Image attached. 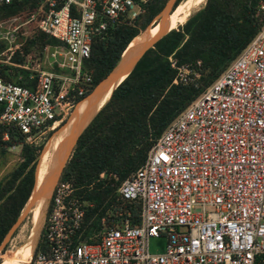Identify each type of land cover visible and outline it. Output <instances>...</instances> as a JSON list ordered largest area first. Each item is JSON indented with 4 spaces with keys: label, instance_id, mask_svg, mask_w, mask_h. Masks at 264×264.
Returning <instances> with one entry per match:
<instances>
[{
    "label": "built area",
    "instance_id": "2783aa9c",
    "mask_svg": "<svg viewBox=\"0 0 264 264\" xmlns=\"http://www.w3.org/2000/svg\"><path fill=\"white\" fill-rule=\"evenodd\" d=\"M140 9L135 0H40L24 20H0V42L8 41L0 61L28 70L27 84L0 76V124H13L36 145L90 85L82 62L92 35ZM37 13V28L56 39L37 56L45 64L33 63L31 53L10 61L19 27ZM168 59L172 82L197 85V69ZM77 188L69 179L53 186L27 264H264V19L116 186L121 199L137 201L136 224L119 210L108 222L101 215L83 237ZM151 236L164 237L162 250H148Z\"/></svg>",
    "mask_w": 264,
    "mask_h": 264
},
{
    "label": "trees",
    "instance_id": "16d2710c",
    "mask_svg": "<svg viewBox=\"0 0 264 264\" xmlns=\"http://www.w3.org/2000/svg\"><path fill=\"white\" fill-rule=\"evenodd\" d=\"M135 1L141 9L133 17L108 20L92 35L89 56L82 62L83 69L91 75V83L85 93L114 65L127 43L151 22L165 0ZM178 2L174 0L173 5ZM39 3L40 0L0 3V20L11 15L24 20ZM185 4L186 0H183L177 13L184 9ZM175 15L170 14V17ZM38 17L39 13L19 27V37L14 43L10 61L19 62L22 53H28L29 48L39 49L40 54L45 44L56 42L54 37L37 28ZM263 19L264 0H205L199 9L147 48L111 90L109 97L78 135L58 177V180L69 179L79 187L76 194L83 202V237L99 227L101 215H105L108 222L116 217L119 210L128 211L130 223H137V201L121 199L115 191L116 186L144 160L150 145L164 127L255 34ZM168 56L178 64L188 63L197 69V85L172 82L175 68L170 65ZM18 72L22 75L20 78H16ZM0 76L27 84L26 69L3 61H0ZM59 127L55 126L54 131ZM3 132L7 134L6 138L2 137ZM10 145L20 146L19 160L0 178V241L34 184V168L41 148V144L33 146L25 142L13 124H0V151ZM100 171H104L102 177L98 176ZM42 233L43 229L39 242Z\"/></svg>",
    "mask_w": 264,
    "mask_h": 264
},
{
    "label": "water",
    "instance_id": "95a60500",
    "mask_svg": "<svg viewBox=\"0 0 264 264\" xmlns=\"http://www.w3.org/2000/svg\"><path fill=\"white\" fill-rule=\"evenodd\" d=\"M173 2L174 0H165L161 9L154 16L151 22L148 23L142 30H140L137 33V34L141 33L142 31L146 29L148 25L155 22L154 24L157 23L158 26H157L156 32H154L151 38L147 40L140 39V40L135 41L132 44H130V41H131L130 40L127 43V45L124 47V49L121 51L114 65L106 72V74L103 77H101L93 85V87L83 97H81L78 100L80 101L82 98H85L86 106H84L82 112H80V114L75 119L73 118L70 121L69 128L67 129V133L66 135H64L61 143H59L58 154H57L58 156L56 157L55 164L52 170L50 171L48 175L42 178L41 182L37 186H34V184L32 185V188L30 189L28 197L25 200L18 215L16 216L15 220L11 223V225L9 226V228L3 235L0 241V248L4 245L5 241L9 238L11 232L16 228L19 222L26 215V212L28 211V209L32 208L40 198H42L45 201V199H47V197L50 196L53 185L57 181L66 160L70 156L78 135L81 133L84 127L88 124V122L91 120L94 114L98 111L101 105L105 102V100L109 97L111 90L124 78V76H126V74L131 70V68L135 64V62L138 60V58L143 54V52L147 48L152 46L153 43L160 36L165 34L170 29V27H167V17L172 8ZM110 87L111 89H110V92L107 98L102 102V104H100L95 110L92 111L93 107L96 106L97 100L100 98L101 94H103ZM36 165L34 168V177H35V172H36ZM37 227L39 226H36L35 231L39 234L38 232L39 228L37 230ZM37 241L38 240H36L35 243H37Z\"/></svg>",
    "mask_w": 264,
    "mask_h": 264
},
{
    "label": "bare ground",
    "instance_id": "6f19581e",
    "mask_svg": "<svg viewBox=\"0 0 264 264\" xmlns=\"http://www.w3.org/2000/svg\"><path fill=\"white\" fill-rule=\"evenodd\" d=\"M203 0H188L186 3V6L184 9L178 13L176 16L169 18L171 12L176 7L174 6L172 10L169 12V15L167 17V27L173 28L177 26L179 23H182L187 16V14L190 12V10L200 4ZM155 23V22H154ZM150 24L146 27V29L139 35H137L130 44L134 43L137 40L140 39H149L151 36L156 32L158 24ZM110 89H107L103 94H101L100 98L97 100L96 106L93 107L92 111L95 110L102 102L107 98ZM84 106H86V99L82 98L78 103L76 104L71 116L66 120L65 123H63L56 131H54L51 136L48 138L46 143L43 147V152L41 155V158L39 159V162L36 166V172H35V178H34V186H37L42 178L44 176L48 175L50 171L52 170L56 157L58 156V147L59 143H61L64 135L67 133V129L69 128L70 121L74 118H76L80 112H82ZM91 113V112H90ZM44 200L40 198L36 204L31 209V217H32V228L31 232L28 235V239L26 242H24L20 247L14 248L13 251H11L8 255L5 256V258L0 262V264H26L27 259L31 253L32 249V243L34 240V236L36 234L35 228L38 226L41 212L43 209Z\"/></svg>",
    "mask_w": 264,
    "mask_h": 264
},
{
    "label": "rangeland",
    "instance_id": "374dc122",
    "mask_svg": "<svg viewBox=\"0 0 264 264\" xmlns=\"http://www.w3.org/2000/svg\"><path fill=\"white\" fill-rule=\"evenodd\" d=\"M182 1L183 0H179L178 4L173 9V11L171 12L172 16L175 15V14L177 15L178 13L181 12L180 11V12L177 13L178 8H179V6H180ZM187 1L188 0H186V3H187ZM204 1L205 0H203L197 6L193 7L190 10V12L187 14L185 19L188 16H190L192 13H194L197 9H199L203 5ZM174 6L175 5H172V8ZM185 6H186V4H185ZM172 8H171V10H172ZM169 18H172V17L169 16L168 19ZM141 33H139V34H141ZM7 45H8V41H6V40L0 42V51L5 50V47ZM10 45L13 46L14 45L13 42H11ZM28 51H29L28 53H31L34 56L33 57V63H35L37 61L40 65H41V63L45 64L44 57H37L38 55L41 54V52H40V54L38 53L39 49H34L33 50V48H29ZM32 51H34L35 53H33ZM6 54H7V52H2V53L0 52V58L1 59H5ZM27 73H28V70H27ZM21 76L22 75L19 72L16 74V78H20ZM85 94H83V96ZM77 102H78V100L74 102L73 106L70 107V109L68 110L67 114L64 115L62 120L56 125V128L66 122V120L68 119L70 114L73 112V108L77 104ZM55 129L53 127L52 129L46 130L43 134H41V136L42 135L43 136L40 137L41 140H39L37 142V144H36L37 146L41 144V148H40V151H39L40 156L38 154L39 159L41 158V155H42V152H43L42 149L44 147V144L46 143V141L48 140L49 136L53 133V131ZM31 145H33V144H31ZM36 145H33V146H36ZM19 148H20L19 145H10V146H7L3 151H0V178L2 176H4L5 174H7L16 165V163L18 162V160H19ZM38 156H37V159H38ZM38 162H39V160H38ZM36 163H37V161H36ZM51 192H52V190H51ZM49 198H50V196H48L47 199H45V201H44L45 203L43 204V209H42L40 221H39V224H38L39 227H37V230L39 228V231H38L39 234L36 232V234L34 236V240H33V243H32V249H31V253L30 254L33 253L34 248L36 247V245H37V243H38V241L40 239V235H41L40 233H41V230L43 229V220H44V216L46 214V209H47V205H48V202H49ZM31 209L32 208L28 209V211L26 212V215L19 222V224L16 226V228L11 232L9 238L5 241L4 245L0 248V260L1 261L5 258L6 255H8L11 251H13L14 248L20 247L24 242L27 241L28 235L31 232V228H32V222H31L32 221V217H31L32 214L30 212ZM36 240H38L37 243H35ZM163 245H164V237L163 236H160V237L151 236V237L148 238L147 247H148V250L151 251V252H158V251L162 250L163 249ZM29 257H30V255H29ZM29 257L27 259L26 264L28 263Z\"/></svg>",
    "mask_w": 264,
    "mask_h": 264
},
{
    "label": "crops",
    "instance_id": "0c3cea01",
    "mask_svg": "<svg viewBox=\"0 0 264 264\" xmlns=\"http://www.w3.org/2000/svg\"><path fill=\"white\" fill-rule=\"evenodd\" d=\"M45 45H51V44H45ZM45 45H44V46H45ZM42 49H43V47H42ZM42 49H41V50H42ZM87 89H88V88H87ZM85 92H86V91H85ZM85 92H84V94H85ZM82 95H83V94H82ZM78 96H80V95H78ZM78 96H76V97H78ZM76 97H75V98H76ZM75 101H77V100L74 99V102H75Z\"/></svg>",
    "mask_w": 264,
    "mask_h": 264
}]
</instances>
